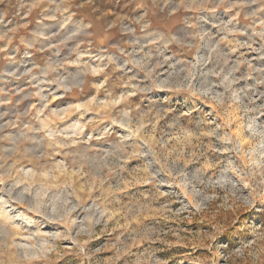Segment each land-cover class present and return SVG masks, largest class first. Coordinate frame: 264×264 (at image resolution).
<instances>
[{
    "label": "rangeland",
    "instance_id": "374dc122",
    "mask_svg": "<svg viewBox=\"0 0 264 264\" xmlns=\"http://www.w3.org/2000/svg\"><path fill=\"white\" fill-rule=\"evenodd\" d=\"M0 264H264V0H0Z\"/></svg>",
    "mask_w": 264,
    "mask_h": 264
}]
</instances>
